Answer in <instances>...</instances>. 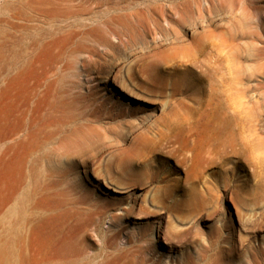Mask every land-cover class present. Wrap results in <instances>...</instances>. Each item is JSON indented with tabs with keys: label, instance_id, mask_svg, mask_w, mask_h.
Masks as SVG:
<instances>
[{
	"label": "rangeland",
	"instance_id": "1",
	"mask_svg": "<svg viewBox=\"0 0 264 264\" xmlns=\"http://www.w3.org/2000/svg\"><path fill=\"white\" fill-rule=\"evenodd\" d=\"M59 1L0 0V264H264V0Z\"/></svg>",
	"mask_w": 264,
	"mask_h": 264
},
{
	"label": "bare ground",
	"instance_id": "2",
	"mask_svg": "<svg viewBox=\"0 0 264 264\" xmlns=\"http://www.w3.org/2000/svg\"><path fill=\"white\" fill-rule=\"evenodd\" d=\"M43 5H44V7H42ZM24 6H27V5H25V4L20 5L18 3V0H14L12 13L16 17V15L19 14L21 12V10L22 11L25 10L24 14H25L27 20L31 23H33L35 21V19H38L36 17H40L39 15H44L45 11L49 14H52V13L54 14L52 17L48 16V14H46V16H48V18L51 17V19H53V20H56L59 17L66 16V13L69 12L68 10H66V8H68V7H65L64 3L59 1V0H42L41 5H40L41 10H38V8L33 7V6H27V8L24 9ZM51 26L57 30L61 29V27L59 25L56 26L55 23H52ZM28 29L31 30L32 27H28ZM31 33L33 34L34 32L32 31ZM233 85H234V83L229 85L231 90L233 89ZM126 93L128 94V96H130L134 99H140V96L135 92L126 91ZM186 118H188V117L186 116ZM231 200H232V202L234 201L233 199H231ZM234 205H236L235 201H234ZM236 206H237V208H236L237 213H240L239 205H236Z\"/></svg>",
	"mask_w": 264,
	"mask_h": 264
}]
</instances>
